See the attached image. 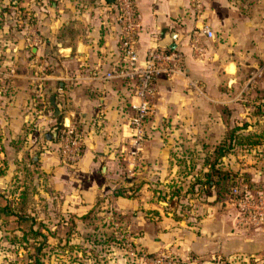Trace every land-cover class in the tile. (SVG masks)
Masks as SVG:
<instances>
[{"label": "crops", "instance_id": "1", "mask_svg": "<svg viewBox=\"0 0 264 264\" xmlns=\"http://www.w3.org/2000/svg\"><path fill=\"white\" fill-rule=\"evenodd\" d=\"M132 2L140 26L138 64L148 48H158L163 35L174 32L175 49L183 53L185 72L193 79L210 83L219 75L234 80L260 74L254 69L264 66V41L255 37L264 21L244 23L229 0ZM16 3L21 16L14 17L11 8L0 12V72L11 67L17 74L0 79L7 83L0 82V207L5 198L9 210L26 219L17 221L0 209L2 243L4 237H27L23 232L30 219L32 229L38 223L40 232L57 245L63 243L69 221L70 241L77 243L109 210L115 227L148 254L170 255L184 264H245L250 257L254 261L247 264H264L256 261L264 249V227L236 226L231 203L214 191L204 192L211 173L212 154L206 146L210 110L216 116L212 125L221 128L254 123L248 106L225 119L231 123L221 117L218 106H238L240 87L227 86L231 97H221L228 100L213 109L201 101L204 97L198 100L182 75L155 77L144 147L131 164L128 119L131 105L138 102L137 83L118 73L123 60L114 0ZM27 16L44 39L30 51L23 41ZM203 26L215 33L214 39L201 33ZM193 41L202 48L199 54L191 47ZM38 72L42 78L36 77ZM71 124L81 140V155L76 163L65 164L57 154V135H48L53 127ZM235 157L236 152L225 158L230 170L254 172L245 157L238 159L240 164L229 162ZM116 189L119 195L113 194ZM91 209L95 213L87 216ZM8 249L0 259L26 264L20 246ZM118 254L109 255L106 264H136ZM82 264L102 261L92 256Z\"/></svg>", "mask_w": 264, "mask_h": 264}, {"label": "built area", "instance_id": "2", "mask_svg": "<svg viewBox=\"0 0 264 264\" xmlns=\"http://www.w3.org/2000/svg\"><path fill=\"white\" fill-rule=\"evenodd\" d=\"M12 2L13 6L10 8L14 17L21 16L23 10L18 7L16 0H12ZM114 4L121 33L120 49L123 60L122 70L118 73L124 77L136 79L137 83L135 93L138 102L131 105L134 112L128 119L131 136L129 138L130 149L127 154L131 158L128 161L134 164L137 154L142 149V141L145 139L143 123L150 110L146 97L153 93L152 83L155 77L159 75L167 77L177 74L183 75L185 67L181 51L154 47L146 50L145 60L138 64L135 42L140 26L135 16L133 2L132 0H114ZM27 19H30V17L27 16L23 23V41L27 51H30L31 48H34L44 39L33 23L26 21ZM201 33L207 38L212 37V32L207 26H203ZM191 47L198 54L202 50L197 41H193ZM16 76V72L11 67L0 72V79L2 80L7 81ZM42 76L43 73L38 72L36 77L42 78ZM5 84L6 82H3L2 85L5 86ZM3 90L0 87V96ZM56 132V150L59 159L65 164L76 163L81 155V140L75 126L73 124L61 125ZM127 172L130 174V170ZM243 181V178L238 174H231L228 179V201L234 208L235 225L242 228L264 227V188H255L253 183H244ZM105 220L112 222L114 239L123 257L128 261H133L136 264H184L170 255H152L145 252L130 236L115 227L112 212L106 213Z\"/></svg>", "mask_w": 264, "mask_h": 264}, {"label": "trees", "instance_id": "3", "mask_svg": "<svg viewBox=\"0 0 264 264\" xmlns=\"http://www.w3.org/2000/svg\"><path fill=\"white\" fill-rule=\"evenodd\" d=\"M245 1L246 0H238L237 2L242 4ZM12 6V0H6L3 5H0V12H8V8ZM1 15L2 14H0V17ZM5 85H7V83ZM259 100L260 101L256 105L253 103V108H255L259 114H264V95L260 97ZM39 105L40 104L35 101L34 106ZM253 125L254 123L248 124L247 122H243L240 125L229 126L228 130L225 131L219 140L209 147V151H211L212 154V157L208 159L211 173L208 174L204 182L207 188L204 191L206 194L214 191L218 197L229 200V187L225 188V183H227L226 180L229 179V176L236 172L230 170L225 163H223V160L237 148L251 149L264 142V136L262 137L260 133L257 134L253 129ZM258 153H262V151H258ZM120 193L119 189L113 191L114 195H119ZM0 197H2V195H0ZM20 198H22L21 195H18L17 199ZM3 200L0 209H2L1 211L4 212L5 216L10 214L20 222L26 219L25 216L10 211L6 199L3 198ZM3 212H0V214L4 215ZM89 212L91 214L89 213L90 215L87 216H92V214L95 213V211L92 212V209ZM107 212L110 211L108 210ZM105 213L103 218H101L102 220L100 219L95 223L94 228H92L94 231L88 233L82 238V241L77 243L70 241L71 237L69 234L71 230H73V225L70 224L69 221H66L67 233H65L61 245L49 242L46 234L40 232L38 223L37 228L32 229L35 223L30 219L29 225L27 226L28 230L23 232L28 235L27 237L24 235L16 238L4 237V243H2V238L0 237V253L8 251V246H20L25 254L26 264H82V262L92 256L99 258L102 264H106L109 260V255L112 256L115 252L120 254L121 251L114 239V227L112 222L105 220ZM2 219L4 221V226L7 225L6 218ZM0 264H11V262L2 257L0 259Z\"/></svg>", "mask_w": 264, "mask_h": 264}, {"label": "rangeland", "instance_id": "4", "mask_svg": "<svg viewBox=\"0 0 264 264\" xmlns=\"http://www.w3.org/2000/svg\"><path fill=\"white\" fill-rule=\"evenodd\" d=\"M6 1V0H5ZM33 1V0H32ZM230 2L233 3L234 6H236L238 8V10L240 11V17H241V21H243L244 23L247 22H253V23H262L264 21V11H263V7L260 6L261 2L264 0H246L245 2H243L242 4H239V2H237L238 0H229ZM264 5V3H262ZM259 7H261L259 9ZM264 28H260L259 35H256L255 37V41H264V37L262 36V34H264ZM212 32V39H214L215 37V33L213 31ZM257 70L261 71L260 74L256 77H252V78H241V79H230V78H226L223 75H219L218 78L214 79L211 78L210 79V83H206L204 80L202 79H193L191 78L186 72L184 73L185 75H182L183 78L186 81V84L188 86V89H190L191 91H194V94L198 97H204V99H202V102H206L208 101V103L214 105L213 109L215 108V105H218L219 103H226V101L228 100L226 98V101L223 100L221 97H231V94L229 93L231 91V87L230 88H226L227 86H232V85H236L238 87H240L241 91H240V97L238 99L239 104L235 109H232V107H230V105H232L233 102H230L229 104H225L222 106H218V109L221 112V117L222 119H228L231 116L237 115L239 109H241V107H247L248 106V110H246V113H251V115H254L253 119L254 120V125H253V129L254 131L258 134L260 133L262 135V137L264 136V114H259L257 112V110L255 108H253V103H255V105L260 101V97H262L264 95V88L262 89V85L264 84V66L262 68H255L254 71ZM257 75V73H256ZM154 83H152L153 86ZM244 86V88L242 87ZM237 87V88H238ZM264 87V86H263ZM228 89V90H226ZM220 91V92H218ZM208 94V95H204V94ZM147 103L148 105H150V95L148 97H146ZM236 101V100H235ZM218 102V103H217ZM212 107V106H211ZM217 107V106H216ZM212 109V108H210ZM150 111V110H149ZM133 110L131 112V115L133 114ZM254 112V113H253ZM149 114V112H148ZM147 114V116H148ZM209 118L211 119V122H209V126H208V134L210 135L206 141V146H212L216 140L215 139V135H218L217 140H219V137L222 136L226 130H228V127L230 126V124H225L222 128L221 126H216V125H212L213 119H215V113L213 110H210L209 112ZM147 116H145L144 119V123H143V128H144V135H146V126H145V121ZM244 117H246V115H244ZM241 118V116H240ZM260 119V120H258ZM227 123H231L228 120H225ZM224 121V122H225ZM225 122V123H226ZM130 129V135L129 138L131 136V128L129 126ZM214 140V141H213ZM145 141V139H144ZM144 141H142V148L144 147ZM258 151H262V153H258ZM264 142L261 143V145H258L254 148L248 149V148H237L234 150V154L236 152V155L238 156V159L241 160V157H245V159H249L250 160V164L248 166H251L250 171H254V172H240V170H236L234 174L240 175L241 178L244 179V183H253L255 188H264ZM249 157V158H248ZM236 159L234 161H228L232 162V163H239L240 161ZM225 162V165L228 167L229 163L225 161V159L223 160ZM223 162V163H224ZM228 163V164H226ZM247 166V167H248ZM252 169V170H251ZM240 172V173H239ZM242 173V174H241ZM254 173V180L251 181L250 179L253 177ZM259 173V174H257ZM227 183H225V188L229 187V182L228 180H226ZM225 197V196H224ZM260 255H258V259L256 261H260L264 263V249L262 252L259 253ZM120 254H118L117 256H119ZM254 257H250V258H245L244 262L245 264L247 263H251V260ZM249 261V262H248ZM247 262V263H246Z\"/></svg>", "mask_w": 264, "mask_h": 264}, {"label": "water", "instance_id": "5", "mask_svg": "<svg viewBox=\"0 0 264 264\" xmlns=\"http://www.w3.org/2000/svg\"><path fill=\"white\" fill-rule=\"evenodd\" d=\"M108 1L112 2L113 0H108ZM175 37H176V33L174 32H168L164 34L163 37L157 42V47L161 49L167 48L169 50L175 49V43L173 41ZM49 100L53 106V97L51 96ZM56 131H57V126L51 129V131L49 132L48 138L50 137V135L54 136L56 134Z\"/></svg>", "mask_w": 264, "mask_h": 264}]
</instances>
